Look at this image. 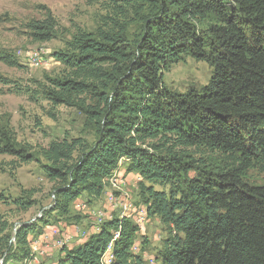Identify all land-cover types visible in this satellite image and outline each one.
<instances>
[{
  "label": "trees",
  "instance_id": "obj_1",
  "mask_svg": "<svg viewBox=\"0 0 264 264\" xmlns=\"http://www.w3.org/2000/svg\"><path fill=\"white\" fill-rule=\"evenodd\" d=\"M144 2L133 36L130 24L99 37L80 31L70 51L55 53L71 76L54 80L46 97L88 114L93 138H64L44 149L43 167L56 181L53 205L14 228L0 217L2 264L33 260L29 235L69 218L82 194L100 198L123 159L126 172L143 179L146 218L158 216L168 230L159 264H264V184L247 180L250 169L264 168V0ZM40 8L43 18L28 28L35 40L49 41L58 22L49 7ZM185 56L208 63L212 76L200 89L177 92L163 72ZM0 61L20 65L4 47ZM0 82L11 81L0 74ZM87 94L93 103L81 99ZM191 147L221 157L197 163L185 151ZM0 153L35 159L8 119L0 120ZM134 216L104 221L82 244L65 247L58 264H146L133 252L142 226Z\"/></svg>",
  "mask_w": 264,
  "mask_h": 264
},
{
  "label": "rangeland",
  "instance_id": "obj_2",
  "mask_svg": "<svg viewBox=\"0 0 264 264\" xmlns=\"http://www.w3.org/2000/svg\"><path fill=\"white\" fill-rule=\"evenodd\" d=\"M144 1L0 0V47L14 51L20 61L19 66L0 61V74L11 81L0 82V120H10L18 141L35 155V159L23 160L0 153V217L11 228L21 222L37 221L53 205L56 181L51 180L43 167L48 163L44 149L52 141L64 138L81 141L93 138L88 114L75 105L56 103L46 97L44 89L53 88L54 80L71 76V68L58 60L55 53L68 50L73 36L80 31L99 37L101 32L119 31L121 25L130 24L128 31L133 36L140 28L141 16L147 12ZM40 5L49 7L58 22V36L49 41L35 40L28 28V23L43 18ZM211 76L212 67L208 63L185 56L163 72V82L171 90L185 92L189 88H202ZM80 97L86 104L93 103L90 94ZM185 151L197 163H209L221 157L201 147ZM127 164L126 159L121 161L100 198L82 194L71 205L69 218L58 216L44 226L41 235L31 233L29 239L35 258L27 264H58L65 255V247L82 244L98 232L104 221L120 215L121 204L108 199L112 193L119 195V180L120 190L130 195L135 211L146 207L139 194V182L143 179L137 173L126 172ZM247 180L264 184V168L250 169ZM155 189L169 190L168 186L160 185H155ZM25 199L34 204L24 207ZM168 236L158 216H147L133 252L142 255L146 264H159L158 257Z\"/></svg>",
  "mask_w": 264,
  "mask_h": 264
},
{
  "label": "bare ground",
  "instance_id": "obj_3",
  "mask_svg": "<svg viewBox=\"0 0 264 264\" xmlns=\"http://www.w3.org/2000/svg\"><path fill=\"white\" fill-rule=\"evenodd\" d=\"M108 199L110 202L117 201L118 203L121 204L123 211L121 212L120 215H118L119 217H121V218L131 217V215L133 213V215L135 214L134 220H135V217H137V221L141 225L144 224V222L146 221V212L147 211L145 210L144 207H141L139 210L135 211L136 209H134V204L131 202L130 199L119 200V196H112V194L109 195ZM115 207H116V205H115ZM115 207H114V209H115ZM117 209H119V208H117ZM99 229H100V227L98 228L97 231H99Z\"/></svg>",
  "mask_w": 264,
  "mask_h": 264
},
{
  "label": "built area",
  "instance_id": "obj_4",
  "mask_svg": "<svg viewBox=\"0 0 264 264\" xmlns=\"http://www.w3.org/2000/svg\"><path fill=\"white\" fill-rule=\"evenodd\" d=\"M119 200H124V199H131L130 195H127L125 192H122L120 190V180H119ZM112 196H116L115 194L112 193ZM131 202H132V199H131Z\"/></svg>",
  "mask_w": 264,
  "mask_h": 264
}]
</instances>
